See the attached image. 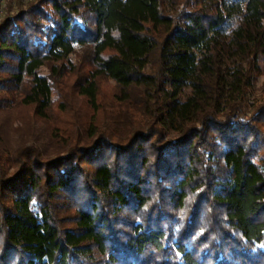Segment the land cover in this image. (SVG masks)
<instances>
[{
  "label": "trees",
  "instance_id": "16d2710c",
  "mask_svg": "<svg viewBox=\"0 0 264 264\" xmlns=\"http://www.w3.org/2000/svg\"><path fill=\"white\" fill-rule=\"evenodd\" d=\"M18 2L0 20V110L49 121L72 88L93 113L66 128L65 155L26 147L11 176L0 145V264H264V103L248 105L264 0Z\"/></svg>",
  "mask_w": 264,
  "mask_h": 264
},
{
  "label": "rangeland",
  "instance_id": "374dc122",
  "mask_svg": "<svg viewBox=\"0 0 264 264\" xmlns=\"http://www.w3.org/2000/svg\"><path fill=\"white\" fill-rule=\"evenodd\" d=\"M20 0H0V20L5 14V10L8 8H16ZM24 5L28 4L32 0H22ZM242 0H222L225 6L233 5L236 2H241ZM11 2L13 6H11ZM26 8V6H25ZM18 9V8H17ZM81 55V56H79ZM83 50L78 51V54L71 56L74 63L77 66V74L71 75L69 82L72 84L77 77L83 76V74L89 69L87 64L80 65L83 58ZM262 73L258 76L255 88L252 91V94L249 97L248 105L252 103H264V60L261 61ZM43 73H48V67L42 69ZM61 81V77H56V81ZM99 84V104L101 110L111 111L114 106V93L116 90L115 83L106 78L102 77L98 81ZM251 92V91H250ZM55 105L54 113L52 112L49 121H39L34 117L33 110L29 107H20V108H5L0 110V145L5 154V157L8 159V163L5 167V172L8 176L15 174L18 171L19 166H16L15 160L17 159V151L25 149L26 147H36L38 148L43 157L53 159L57 156L65 155L66 148L64 144L66 143L67 138H64V131L70 128H73V125H70L73 122H82L86 125H90L88 120V115L93 113V110L87 105L85 99L78 95L72 88L66 89L62 95L60 93H54ZM101 111V112H102ZM98 115L100 116L104 113ZM79 125H77V128ZM79 131H74V133H79L77 138L83 140L80 142L81 148L83 149H92L96 144V138H89L86 133L82 132V128H79ZM61 136V140L59 137ZM100 156L109 157L108 159L113 160L111 153L108 150L102 148ZM91 170L92 168L83 162L82 169ZM85 173H87V171ZM83 177L80 178L82 181ZM6 198V197H5ZM5 198H3L4 201ZM55 208L61 218V222L68 215L73 212V205H70V202L67 198L62 195L57 196L55 200ZM132 211L125 210L123 211L124 216H128ZM3 234H0V253L3 251Z\"/></svg>",
  "mask_w": 264,
  "mask_h": 264
}]
</instances>
